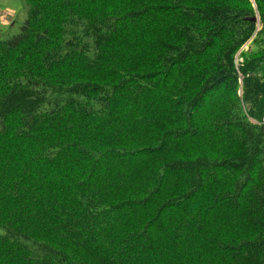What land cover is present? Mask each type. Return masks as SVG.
Segmentation results:
<instances>
[{
	"label": "trees",
	"instance_id": "1",
	"mask_svg": "<svg viewBox=\"0 0 264 264\" xmlns=\"http://www.w3.org/2000/svg\"><path fill=\"white\" fill-rule=\"evenodd\" d=\"M25 2L0 264H264V0Z\"/></svg>",
	"mask_w": 264,
	"mask_h": 264
},
{
	"label": "rangeland",
	"instance_id": "2",
	"mask_svg": "<svg viewBox=\"0 0 264 264\" xmlns=\"http://www.w3.org/2000/svg\"><path fill=\"white\" fill-rule=\"evenodd\" d=\"M250 1L255 8V4L253 3V1ZM27 14L28 5L25 0H0V39H7L14 33L19 32L21 25L27 18ZM259 28H261V24H259ZM253 37L254 34L243 45L242 49L249 50ZM236 61L237 63H240L239 61H241V58L237 57ZM259 75H264V64L259 68ZM52 97L53 96H51V98ZM49 106V103H44L40 106L39 109H48Z\"/></svg>",
	"mask_w": 264,
	"mask_h": 264
},
{
	"label": "water",
	"instance_id": "3",
	"mask_svg": "<svg viewBox=\"0 0 264 264\" xmlns=\"http://www.w3.org/2000/svg\"><path fill=\"white\" fill-rule=\"evenodd\" d=\"M253 1V0H252ZM249 20H255L256 22L259 21V16L257 10L255 11V14L253 16L248 17ZM259 23V22H258Z\"/></svg>",
	"mask_w": 264,
	"mask_h": 264
}]
</instances>
